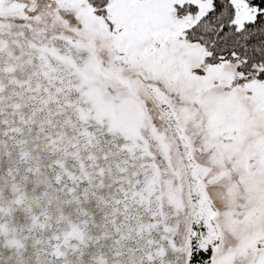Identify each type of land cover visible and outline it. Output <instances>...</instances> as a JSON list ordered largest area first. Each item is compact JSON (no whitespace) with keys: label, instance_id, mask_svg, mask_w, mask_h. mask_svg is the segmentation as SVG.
Returning a JSON list of instances; mask_svg holds the SVG:
<instances>
[{"label":"snow or ice","instance_id":"obj_1","mask_svg":"<svg viewBox=\"0 0 264 264\" xmlns=\"http://www.w3.org/2000/svg\"><path fill=\"white\" fill-rule=\"evenodd\" d=\"M0 264H264V0H0Z\"/></svg>","mask_w":264,"mask_h":264}]
</instances>
